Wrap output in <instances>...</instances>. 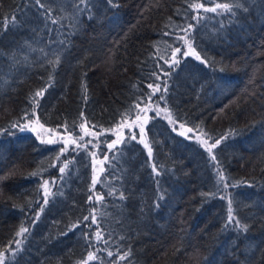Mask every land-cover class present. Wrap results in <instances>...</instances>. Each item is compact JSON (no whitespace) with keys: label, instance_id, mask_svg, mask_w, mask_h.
Returning <instances> with one entry per match:
<instances>
[{"label":"trees","instance_id":"16d2710c","mask_svg":"<svg viewBox=\"0 0 264 264\" xmlns=\"http://www.w3.org/2000/svg\"><path fill=\"white\" fill-rule=\"evenodd\" d=\"M41 3L0 0L5 264H264V0H90L82 11L79 0ZM223 3L231 13L196 8ZM187 31L206 64L183 56ZM57 56L53 69L48 62ZM156 85L150 101L207 140H221L215 161L152 114L151 157L129 133L109 150L114 136L107 134L97 152L109 159L93 185L90 146L62 151L21 131L35 116L74 136L81 123L109 132L135 118ZM218 171L225 177L219 185ZM45 180L53 182L47 204ZM229 201L247 231L234 222L225 227ZM21 227L28 231L17 235Z\"/></svg>","mask_w":264,"mask_h":264},{"label":"rangeland","instance_id":"374dc122","mask_svg":"<svg viewBox=\"0 0 264 264\" xmlns=\"http://www.w3.org/2000/svg\"><path fill=\"white\" fill-rule=\"evenodd\" d=\"M198 5H201V4H198ZM198 5H196L197 10H204L205 8H212V7L216 6V5H214V6L203 5V8H199V7H197ZM219 10H224V9H217V11H219ZM185 41H188V43H185V52H189L190 56L195 57L194 55L191 54V49L188 47L189 43L192 45V43L189 39V31H187L184 34V42ZM181 53H182V51L175 52L171 62H173L174 60H177L178 56ZM158 92L159 91H156L155 94H157ZM141 109H143L144 111H141ZM157 113H159L158 114L159 116L165 118L170 123L172 128H174L179 134L184 133L183 136L189 137V138H192V139L198 141L206 149V146L203 144V141L207 140V139L204 138L200 133L195 132L194 130L189 132L188 129H191V128H189L185 125H184V127H180L181 124L175 122L172 119L169 111L158 100H152L149 103H147L146 105L139 108V113H138V115L140 116L139 120L136 119L137 116L131 120H125L119 126H117L116 128H114L113 130H111L109 132L99 133V132L95 131L94 129L88 127L85 123V127H87L91 133H96V135L84 136V139L82 141L79 140V136L84 135L82 131L80 132L79 136H74V135L69 134V133L50 129L48 127H45L44 125H43V127H41L42 124L38 121V119L35 116L32 119L28 120L24 124L23 128H24V131L32 132L39 140H42V141L47 142V143H49L48 141H52L50 144H62L63 149H64L65 141H67L69 139H75L78 144L82 145V147L90 146L91 149H93L92 153L95 154L93 156V166L95 168V171H93V176H95L98 180L99 175L103 171L104 164L106 162L103 157H100L98 155V152H97L99 145H101V138L105 137L107 134H110L111 136H114L112 141L117 140L119 138V142L116 144V145H118L123 141L125 134L129 133V135L135 134L136 136H138V139L141 140L140 127H143L145 129V131L143 134V142L142 143L143 144L147 143L146 125L149 121L150 116L152 114L157 115ZM145 116H147V118H148L147 120H144ZM169 118L171 119L172 122H170ZM121 125H124V126H121ZM90 140L92 141V143H88V141H90ZM207 141H208V145H211L213 143L209 140H207ZM71 147L76 148V145L69 143L68 149ZM212 152H213V150H212ZM101 161H103V163H101ZM52 184H53L52 181H48L47 188L49 191H51ZM42 191L44 194L45 188L43 186H42Z\"/></svg>","mask_w":264,"mask_h":264},{"label":"snow or ice","instance_id":"6c2138e0","mask_svg":"<svg viewBox=\"0 0 264 264\" xmlns=\"http://www.w3.org/2000/svg\"><path fill=\"white\" fill-rule=\"evenodd\" d=\"M108 2H109V3H112V0H108ZM205 2H206V3H211L212 0H205ZM35 3L38 4V5H40L41 8H44V7H45L44 4L41 3V0H35ZM79 5H84V8L87 9V8H89V6H90V0H79V4L76 5V7H77V11H82L83 9H81V8L79 7ZM236 6H237V7H240L239 3H237ZM197 7H199V8H203V4L198 5ZM217 9H224V10H226V11L229 12V13L232 12V8H230L229 4H227V3L216 4L215 7H212V8H205L204 11H206V12H207V11L216 12ZM45 11H46L47 14L50 15V13H51V10H50V9H45ZM220 14H223V13H220ZM52 22L55 23L56 21L53 20ZM3 23H5V22H4V21H0V24H3ZM11 23H12V24H15V23H16V20H15L14 15H13V17L11 18ZM190 27H191V26H190ZM181 39H183V38H181ZM61 43L63 44L64 41H61ZM185 43H188V41H185ZM188 47L191 49V54L194 55L195 58H196L197 60H201V62H202V63H205V64L207 63L206 60H202V59H201L200 55L196 53L195 49L192 48V45H191L190 43L188 44ZM180 51H181V50H180L179 47H177V48L175 49V52H180ZM189 54H190L189 52H184V53H183V56H188ZM59 62H60V57L57 56V58H56L55 61H49L48 63L51 64V65L53 66V69H54V68L59 64ZM174 64H175V65H178V64H179V60H174ZM170 67H172V65H170ZM162 71H163V70H162ZM167 74H168V73L165 72V75H167ZM152 75H153V76H156V79H159V76H157L155 72H153ZM148 87H152V85L149 84ZM156 91H160V85H156V87L153 89V92L150 93V94H148L147 99H148L149 101L152 99V97H153V95L155 94ZM163 91H164V92L167 91V84H166V83H165V86H164ZM42 95H43V90L37 91V92L35 93V96H42ZM160 99L163 100V99H164V96L161 95ZM136 107L139 108V104H137ZM141 111H144V110L141 109ZM158 114H159V113H157V115H158ZM81 116H83V113H81ZM136 119L139 120V119H140V116L137 115ZM147 119H148L147 116H145V117H144V120H147ZM169 119H170V118H169ZM170 122H172L171 119H170ZM121 126H124V125H121ZM41 127H43V125H41ZM79 127H80L81 131H82L83 134H84V135H80V136H79V140H81V141L84 139V136H87V135H93V136H94V135H96V133H91V132L89 131V129H88L87 127H85V124H84V123H81ZM180 127H184V125L181 124ZM73 128H74V125H73ZM23 130H24V128L22 127V128H21V131H23ZM65 130H66V131L68 130V125H67V124H65ZM173 130H175V129H173ZM144 131H145V129H144L143 127H140L141 142H143V134H144ZM188 131L191 132L192 129H188ZM181 135H184V133H181ZM136 138H137V137H136L135 134H132V135H131V139L134 140V139H136ZM48 142L51 143L52 141H48ZM118 142H119V138H118L117 140H113L110 144H107V148H108L109 150L113 149V148L115 147V145H116ZM220 142H221V140H220V139H217V140H215L214 143H212L211 145H208V141H207V140H204V141H203V144L206 146V149H207L208 153L211 155V160H213V161L216 160V157H215V155H212V150H213V149H214V148H215ZM69 143L76 145V148H81V147H82V145L78 144L77 141H76L75 139H69V140L65 141V143H64V149H62V151H66V150L68 149V145H69ZM88 143H92V141L90 140V141H88ZM144 147L148 149V156L151 157V155H152V149H151V147L149 146V144L144 143ZM84 150L87 151L86 148H85ZM91 155L94 156L95 154L92 153ZM108 159H109V157H108L107 155H105V156H104V160L107 161ZM101 163H103V161H101ZM65 167H66V166H65ZM65 167H61V168H59L60 173H64V172H65ZM93 171H95L94 166H93ZM153 171H154V172L157 171L155 165H153ZM33 175H36V173H34ZM157 175H159L158 172H157ZM224 179H225V177H224V175H223V172H222V171H218V172H217V180H216V183L219 185V184H221V183L224 181ZM96 183H97V178H96L95 176H93V177H92V184L95 185ZM47 185H48V181L45 180L44 183H43V185H42V186L45 188V193H44L45 198H44V201H43L44 204H47V203H48L47 196L50 194V191L48 190ZM228 186H229L228 184H224V187H225V188H227ZM109 194H111V193H109ZM202 195H204V194L202 193ZM121 198H123V194H121ZM97 199H101V197H97ZM160 199H163V197L161 196ZM88 200H89V201H92V195H89ZM82 219H83V221H90V223H89V225H88L89 227H91L92 225H97V219H96L95 216H91V217H90V216H84ZM227 222H228V223L225 225V227H228V225H230V224H232V223L234 222L239 228H242L243 231H247V225H241V224H240V221H239V220H236V219L234 218V216H233V210H232V207H231V201H229V206H228ZM74 227H78V225H74ZM97 227H99V226L97 225ZM27 231H28L27 228L21 227L20 232H18L17 235H20L21 233H26ZM85 235H87V234H85ZM94 235H95V237L97 238V240H99V239L101 238V236H100V232H99V231H96V232L94 233ZM17 243H18V242H17ZM108 255L111 256L112 253L109 252ZM124 258H125V257H121V259H124ZM88 259H89V260L94 259V256H93L92 253H89V255H88ZM0 264H5V254H4L3 252H0Z\"/></svg>","mask_w":264,"mask_h":264}]
</instances>
